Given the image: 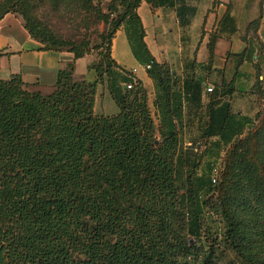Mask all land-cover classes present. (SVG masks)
<instances>
[{
	"label": "trees",
	"instance_id": "obj_1",
	"mask_svg": "<svg viewBox=\"0 0 264 264\" xmlns=\"http://www.w3.org/2000/svg\"><path fill=\"white\" fill-rule=\"evenodd\" d=\"M31 1L0 0V21L18 13L42 50L83 58L87 50L27 12ZM109 1L100 16L110 26L101 36L105 51L89 65L94 82L74 81L72 63L47 93L19 75L0 80V264H218L221 246L241 264H264V91L251 87L262 106L220 146V167L207 162L197 175L181 145L170 71L154 61L147 71L162 92L155 125L142 83L116 71L111 57L112 38L126 23L139 29L130 38L135 55L147 53L136 10L142 1L166 3ZM259 23L260 16L248 29ZM105 80L119 108L112 116L95 113ZM233 117L230 104H208L190 146L215 155L211 121Z\"/></svg>",
	"mask_w": 264,
	"mask_h": 264
},
{
	"label": "crops",
	"instance_id": "obj_2",
	"mask_svg": "<svg viewBox=\"0 0 264 264\" xmlns=\"http://www.w3.org/2000/svg\"><path fill=\"white\" fill-rule=\"evenodd\" d=\"M162 2L166 4L153 8L142 1L136 10L147 53L137 49L135 55L130 38H137L139 29L131 30L126 23L112 38L111 57L118 66L116 71L126 76L131 74L134 80L142 83L151 113L158 118L155 125L159 122L162 92L147 71L152 61L170 71L173 103L175 107L181 105L182 141L190 124L188 120L193 119L191 124L200 125L208 104L217 109L228 103L235 113L233 104L236 102L257 100L251 87L256 82L257 72L261 80L264 74V0ZM259 16V27L249 30V24ZM70 63L74 66V81L91 83L96 80L95 72L89 68L91 60L88 56L75 60L67 51L42 50L15 14H8L0 21V80L19 75L25 83L37 84L32 86L36 88L34 90H51L58 71ZM133 70L134 74L131 73ZM209 86L213 90L206 94ZM101 92H106L113 100L105 80L97 86L95 106ZM95 113L115 115L97 113L96 110ZM192 143L182 141L181 145Z\"/></svg>",
	"mask_w": 264,
	"mask_h": 264
},
{
	"label": "rangeland",
	"instance_id": "obj_3",
	"mask_svg": "<svg viewBox=\"0 0 264 264\" xmlns=\"http://www.w3.org/2000/svg\"><path fill=\"white\" fill-rule=\"evenodd\" d=\"M88 4H83L81 0H32L30 3V9L27 12L39 21L44 26L48 27L50 32L58 39L65 40L78 44L80 48H83L87 54L85 56L89 57L92 63H100L102 54H104V46L100 48L101 36L105 35L109 30V25L101 19L102 16L108 15L109 11L108 5L109 0H86ZM19 16L24 22L23 18L18 13H13ZM115 17V13L109 14V19ZM66 51L65 49H62ZM84 56V57H85ZM264 73V72H263ZM140 74V73H139ZM263 80L259 83H255L254 91H257L256 86L258 85L264 91V74ZM33 84V85H31ZM29 84V89L34 90L32 86H36L35 83ZM44 93L50 91L48 88H44ZM235 106V117L226 119L222 124H217L215 121H211V135L217 139L218 143L210 145L213 150H218L220 146L227 143L233 138L245 124L246 118H254L256 113L260 110L262 103L260 100L255 101H239L233 104ZM97 113H105V115H112L113 113H118L119 108L110 98V96L104 92L98 95V100L95 106ZM237 110V111H236ZM239 113L244 114L242 117ZM99 115V114H98ZM205 115V113H204ZM204 115H201V121L203 123ZM194 122L193 119H189L187 125V130L185 131L184 141L185 144L189 142H194L196 136H194L200 125L196 126L191 124ZM204 143V142H203ZM186 156L190 159V162L196 165L197 175L205 172V164L207 162H212L213 167H220L221 160L224 155V149L216 151L215 155L210 149H204L201 147L195 149L194 145H185ZM185 152V151H184ZM212 167V168H213ZM223 253H222V252ZM217 255L220 256L218 264H241L240 261L233 255L229 250H224L221 246L219 250L216 251Z\"/></svg>",
	"mask_w": 264,
	"mask_h": 264
},
{
	"label": "built area",
	"instance_id": "obj_4",
	"mask_svg": "<svg viewBox=\"0 0 264 264\" xmlns=\"http://www.w3.org/2000/svg\"><path fill=\"white\" fill-rule=\"evenodd\" d=\"M146 68L148 69L149 66H147ZM131 73L134 74V73H135V70H133ZM132 86H133L132 84H128V85H126V88H127V89H131ZM212 90H213V87L209 86V87L206 89V92H207V93H210V92H212Z\"/></svg>",
	"mask_w": 264,
	"mask_h": 264
}]
</instances>
